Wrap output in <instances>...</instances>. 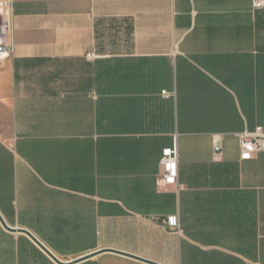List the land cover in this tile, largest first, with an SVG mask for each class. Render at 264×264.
<instances>
[{
  "label": "crops",
  "instance_id": "1",
  "mask_svg": "<svg viewBox=\"0 0 264 264\" xmlns=\"http://www.w3.org/2000/svg\"><path fill=\"white\" fill-rule=\"evenodd\" d=\"M9 40L8 227L62 264H148L103 250L155 264H264V152L241 161L238 138L264 128V7L13 0ZM172 146L177 183L162 188L159 162ZM171 214L176 232L159 222ZM0 264L58 263L0 225Z\"/></svg>",
  "mask_w": 264,
  "mask_h": 264
},
{
  "label": "built area",
  "instance_id": "2",
  "mask_svg": "<svg viewBox=\"0 0 264 264\" xmlns=\"http://www.w3.org/2000/svg\"><path fill=\"white\" fill-rule=\"evenodd\" d=\"M253 9L264 7V1L252 0ZM13 0H0V67L12 55V45L9 40L12 25ZM87 59L93 57L87 54ZM240 143V160H252L258 152H264V128H256L252 132H242L238 135ZM215 153L220 152L219 144L214 146ZM160 172L157 176L158 184L162 188L175 186L178 176V152L176 146L162 151L159 162ZM168 231H178V218L175 214L166 216L159 221Z\"/></svg>",
  "mask_w": 264,
  "mask_h": 264
},
{
  "label": "water",
  "instance_id": "3",
  "mask_svg": "<svg viewBox=\"0 0 264 264\" xmlns=\"http://www.w3.org/2000/svg\"><path fill=\"white\" fill-rule=\"evenodd\" d=\"M0 225L2 226V228L9 232V233H18V234H23L25 235L27 238H29L36 246L38 245L47 255H49V257H51L56 263L58 264H62V262H60L59 260H57L50 252H48L46 250V248H44L38 241H37V238L31 233L29 232L28 230H24V229H14V228H10L6 225V223L4 222L3 218L1 217L0 215ZM102 252H110V253H114V254H120V255H123V256H127V257H130V258H133V259H137V260H140V261H143L144 263H148V264H155V263H152V262H148V261H145L143 259H140V258H137V257H134V256H130V255H127V254H123L121 252H117L115 250H103ZM101 253V252H99ZM96 254H91V256L89 257H92Z\"/></svg>",
  "mask_w": 264,
  "mask_h": 264
}]
</instances>
